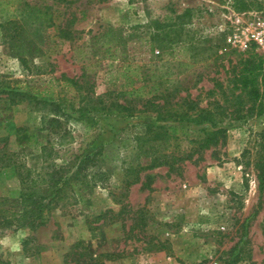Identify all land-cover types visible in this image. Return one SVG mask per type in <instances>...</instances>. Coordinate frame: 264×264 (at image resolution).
<instances>
[{
    "label": "rangeland",
    "instance_id": "1",
    "mask_svg": "<svg viewBox=\"0 0 264 264\" xmlns=\"http://www.w3.org/2000/svg\"><path fill=\"white\" fill-rule=\"evenodd\" d=\"M243 1L236 9L232 0H0V83L47 87L68 99L62 108L66 132H43L45 149L18 145L14 129L39 125L47 107L33 106L26 98L0 114V138L6 136V149L16 153L12 163L0 167V264H76L66 255L78 241L93 257L121 255L104 264H264V190L259 191L256 177L264 150V100L260 106L250 98L252 88L264 93L259 69L264 51L247 37L251 24L264 17V0ZM186 9H191L184 21L192 37L187 40L193 44L185 50L163 52L157 46L151 60L148 46L136 35L126 47L118 43L120 34L128 38L136 25L177 23ZM106 32L117 40L107 43ZM124 60L138 63L143 77L152 75L160 88L177 87L176 98L187 93L201 107L220 104L228 114L239 115L221 123L223 142L194 153L179 170L142 171L126 191L124 167L144 160L133 135L148 123H163L141 104L132 116L92 112L97 94L110 90L117 95L124 89L119 70ZM63 76L76 85L63 86ZM5 102L0 101V110ZM82 109L83 123L78 120ZM178 125L211 128L208 123ZM124 128L129 129L121 133ZM118 135L123 142L110 148ZM193 136L179 131L167 150L176 145L188 150ZM100 145L117 156L103 165L107 187L88 188L82 201L66 190L41 225L14 226L18 171L29 170L44 186L40 179L55 163L71 165L81 150L91 153Z\"/></svg>",
    "mask_w": 264,
    "mask_h": 264
},
{
    "label": "trees",
    "instance_id": "2",
    "mask_svg": "<svg viewBox=\"0 0 264 264\" xmlns=\"http://www.w3.org/2000/svg\"><path fill=\"white\" fill-rule=\"evenodd\" d=\"M245 5L243 0H232V6L236 9ZM191 9H186L184 13L178 18L177 23H163L157 20L147 22L146 25H136L133 27L134 32H131L126 38L120 34L119 44L126 47L130 36L136 35L140 40V44L148 46L149 58L152 60L159 46L167 52V49L174 50L178 47L181 50L186 49V45L192 46L193 42L188 41L189 30L184 21L186 15L190 16ZM0 27L4 24L0 23ZM106 39L113 36L112 32L105 33ZM123 38V40H122ZM115 38H109L108 42H115ZM189 42V43H188ZM105 52H109L108 45L105 47ZM118 48H115V51ZM123 53V52H122ZM110 54V53H109ZM127 59V57H125ZM21 63L25 62L23 56H19ZM125 59V60H126ZM121 61L120 74L123 78L121 84L124 89H121L117 95H113V91L106 90L101 94H97L92 98V112H99L106 115L132 116L134 112L138 111V104L146 111L153 112V117L157 122L163 124L148 123L144 125L141 133H135L133 140L136 142L135 147L140 149V153L144 154L143 161L127 164L123 169V188H128L139 181L140 173L145 170L155 169L161 166L168 167L169 171L179 170L182 162L191 160L194 153H199L204 149L215 146L226 137V129L222 127L226 118L235 119L239 115H234L235 112L227 113L221 105L214 107H201L193 99H190L186 93L184 96L176 98L178 93L177 87H159V83L155 82L152 75L148 79L143 77V72L140 70L138 63L132 61ZM181 65H185L181 63ZM259 69L262 70L264 76V64L260 63ZM64 77V76H63ZM76 85L73 78L64 77L63 86ZM5 95L0 101H6L0 114L11 110L12 106L20 99H32L33 106L47 107L48 115L41 116L39 125L29 127L28 125H20L14 129L15 142L21 146L33 145L36 148L45 149L41 144L43 132L54 134H61L63 130L62 115H64L62 108L68 102L67 98H59L54 91L44 87L41 89H29L27 86L20 87L19 85L10 86L0 83V96ZM119 96L122 98L120 101ZM250 98L252 101L262 105L264 100V93L258 88L250 90ZM4 103V102H3ZM262 111H257L255 115H260ZM253 113L249 111L248 116ZM83 109L78 114V120L82 123L86 121ZM95 117L92 115V126L95 122ZM3 118L0 119V127L3 125ZM201 125L208 123L211 128L201 127L198 129H186L181 124ZM176 123V124H171ZM129 128H124L121 133L127 131ZM186 129V130H185ZM186 135H194L190 139L191 146L188 150H180L179 146H175V150H167L169 142L177 138V133L181 131ZM121 135V134H120ZM116 136L108 145L114 148L118 143L123 142V138ZM41 144V145H40ZM7 137L0 138V167L8 166L14 161L16 153L6 149ZM144 147V148H142ZM81 150V149H80ZM51 149L48 153H51ZM117 158L116 155H110L107 152L105 145H100L91 153L86 150H81L73 164L67 165L54 164V169L48 173L46 179L41 178L44 186L40 185L36 178L32 177L29 170L18 171V179L21 183V191L14 201L19 206L18 213H15L16 221L15 227L30 225L36 227L41 225L45 220V212L57 204V201L63 197L66 190L71 191V195L78 201L84 200V192L90 187L102 186L107 187L109 174L103 165L113 163ZM70 168L73 171L70 172ZM92 169V172L89 171ZM19 170V169H18ZM257 182L259 191L264 190V150L260 153L256 162ZM91 172V173H90ZM109 193L120 201L121 199L109 191ZM1 203V202H0ZM104 216L101 215V217ZM72 256L76 264H104V260H112L121 255L118 253H100L98 256H92L86 251V247L81 241L75 243L73 249L66 255ZM67 260V259H66Z\"/></svg>",
    "mask_w": 264,
    "mask_h": 264
},
{
    "label": "built area",
    "instance_id": "3",
    "mask_svg": "<svg viewBox=\"0 0 264 264\" xmlns=\"http://www.w3.org/2000/svg\"><path fill=\"white\" fill-rule=\"evenodd\" d=\"M247 35L250 42L255 43L264 51V17L251 24Z\"/></svg>",
    "mask_w": 264,
    "mask_h": 264
}]
</instances>
